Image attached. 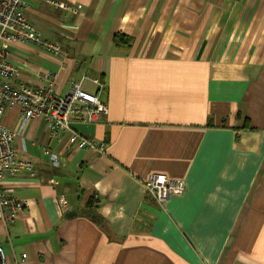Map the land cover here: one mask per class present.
<instances>
[{"label":"crops","instance_id":"1","mask_svg":"<svg viewBox=\"0 0 264 264\" xmlns=\"http://www.w3.org/2000/svg\"><path fill=\"white\" fill-rule=\"evenodd\" d=\"M55 1L78 10L23 0V11L62 52L9 44L11 83L64 95L81 79L108 111L69 125L103 150L51 137L17 104L5 109L15 159L35 166L0 179L25 203L12 223L0 208L7 260L264 264V0ZM152 173L182 179L183 192L149 198Z\"/></svg>","mask_w":264,"mask_h":264},{"label":"built area","instance_id":"2","mask_svg":"<svg viewBox=\"0 0 264 264\" xmlns=\"http://www.w3.org/2000/svg\"><path fill=\"white\" fill-rule=\"evenodd\" d=\"M53 8L75 13L78 6L64 1L44 0ZM23 0H0V179L6 174L32 175L33 163L27 160H16V149L13 145L15 134L7 129L2 116L5 109L17 104L20 107L23 121L31 118H42L51 137L58 139L62 133L68 134V143L87 151L102 152L103 146L80 137L70 128V116L77 121L95 123L107 113L106 104L97 94L89 93L81 88V79L74 81L64 95L52 91L50 85H41L34 89L23 84H12L17 69L7 61L6 48L9 44L33 42L54 54L62 52L61 47L53 42L43 40L23 11ZM87 78L86 75L81 77ZM92 81L100 88L102 84L96 78ZM53 166L58 164L54 153L46 151ZM185 187L180 178H173L164 173H152L145 181L144 188L149 198L164 203L169 197L179 195ZM62 203L65 201L61 198ZM25 203L13 196L6 188H0V208L5 211L4 219L12 223L17 218ZM26 258L22 253L8 261L3 247L0 245V264H19Z\"/></svg>","mask_w":264,"mask_h":264},{"label":"trees","instance_id":"3","mask_svg":"<svg viewBox=\"0 0 264 264\" xmlns=\"http://www.w3.org/2000/svg\"><path fill=\"white\" fill-rule=\"evenodd\" d=\"M89 204H91V199H89V201L87 202V206H89Z\"/></svg>","mask_w":264,"mask_h":264},{"label":"water","instance_id":"4","mask_svg":"<svg viewBox=\"0 0 264 264\" xmlns=\"http://www.w3.org/2000/svg\"><path fill=\"white\" fill-rule=\"evenodd\" d=\"M73 214H75V213H73Z\"/></svg>","mask_w":264,"mask_h":264}]
</instances>
